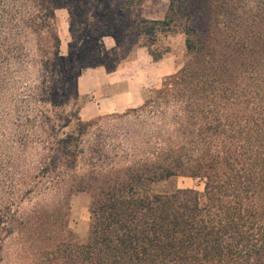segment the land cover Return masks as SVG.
<instances>
[{"label": "trees", "instance_id": "16d2710c", "mask_svg": "<svg viewBox=\"0 0 264 264\" xmlns=\"http://www.w3.org/2000/svg\"><path fill=\"white\" fill-rule=\"evenodd\" d=\"M84 8L0 0V235L22 231L11 207L47 182L64 185L65 201L90 195L85 240L55 238L48 264H264V0H169L162 20L140 22L154 62V37L175 31L187 60L114 117L143 118L138 160L107 134L86 152L95 122L66 111L70 65L56 12H67L76 41ZM27 151L37 160L21 175L16 155ZM175 178L203 189L153 192Z\"/></svg>", "mask_w": 264, "mask_h": 264}, {"label": "rangeland", "instance_id": "374dc122", "mask_svg": "<svg viewBox=\"0 0 264 264\" xmlns=\"http://www.w3.org/2000/svg\"><path fill=\"white\" fill-rule=\"evenodd\" d=\"M74 0H65L71 2ZM84 10L75 14L79 28L78 38L73 41L68 33V14L65 10L56 12L58 20V35L60 38V52L69 65L70 71L65 78L66 111L77 113L87 100L78 95L76 79L86 66L105 65L112 70L119 64H130L139 49H144V89L158 88L161 80L168 75L166 64H172L175 73L187 60L184 47V36L178 31L157 34L150 49L164 60L155 63L148 49L144 47L146 39L141 32L142 20H162L166 14L169 0H82ZM123 2L125 3V7ZM110 34V35H108ZM112 40L114 46L106 50L100 42ZM98 44L100 58L94 49ZM158 60V61H160ZM157 61V62H158ZM172 73V74H173ZM121 115V114H120ZM115 115L97 117L93 127L82 138L81 147L87 152L95 145L99 135H108V144L122 146L131 159L138 160L144 153V124L143 118L130 115L128 118L117 119ZM102 132V133H100ZM117 133V134H116ZM119 135V136H118ZM110 146V147H111ZM109 147V148H110ZM17 158L18 173L23 174L31 163L36 162V152L27 151ZM81 159L76 173L83 171ZM19 178V177H18ZM56 191L47 182L39 186L38 190L22 202H16L11 212L18 221H24L22 231H15L12 235H0V264H48L47 249L51 247L55 238L71 236L76 242L85 240L89 226L88 193H77L65 201L66 189ZM192 188L202 191V183L188 178H175L171 181L155 185V193L169 192L173 189ZM3 192V191H2ZM4 199L9 192L4 189ZM61 202V204L59 203ZM10 212V213H11Z\"/></svg>", "mask_w": 264, "mask_h": 264}, {"label": "crops", "instance_id": "0c3cea01", "mask_svg": "<svg viewBox=\"0 0 264 264\" xmlns=\"http://www.w3.org/2000/svg\"><path fill=\"white\" fill-rule=\"evenodd\" d=\"M102 39L100 43L105 45L106 50H111L113 41ZM165 69L167 72L164 75H171L175 71L169 63ZM76 85L78 95L87 98L79 109V117L83 122L139 108L143 103L144 49H139L128 65L116 62L112 70H108L105 65L85 69L78 75Z\"/></svg>", "mask_w": 264, "mask_h": 264}]
</instances>
